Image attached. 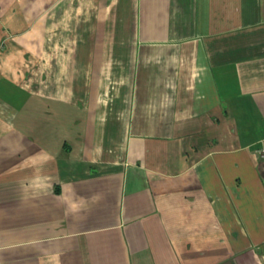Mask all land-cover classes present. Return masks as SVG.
<instances>
[{
  "label": "crops",
  "instance_id": "1",
  "mask_svg": "<svg viewBox=\"0 0 264 264\" xmlns=\"http://www.w3.org/2000/svg\"><path fill=\"white\" fill-rule=\"evenodd\" d=\"M262 151L264 0H0V264H264Z\"/></svg>",
  "mask_w": 264,
  "mask_h": 264
},
{
  "label": "rangeland",
  "instance_id": "2",
  "mask_svg": "<svg viewBox=\"0 0 264 264\" xmlns=\"http://www.w3.org/2000/svg\"><path fill=\"white\" fill-rule=\"evenodd\" d=\"M57 49V48H56ZM57 51L59 52V50L57 49ZM43 65V64H42ZM43 67V66H42Z\"/></svg>",
  "mask_w": 264,
  "mask_h": 264
},
{
  "label": "built area",
  "instance_id": "3",
  "mask_svg": "<svg viewBox=\"0 0 264 264\" xmlns=\"http://www.w3.org/2000/svg\"><path fill=\"white\" fill-rule=\"evenodd\" d=\"M263 152V151H262ZM263 155H264V152H263Z\"/></svg>",
  "mask_w": 264,
  "mask_h": 264
}]
</instances>
